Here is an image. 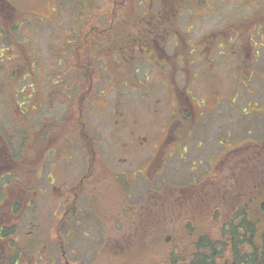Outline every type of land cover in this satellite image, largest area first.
<instances>
[{
  "label": "rangeland",
  "instance_id": "rangeland-1",
  "mask_svg": "<svg viewBox=\"0 0 264 264\" xmlns=\"http://www.w3.org/2000/svg\"><path fill=\"white\" fill-rule=\"evenodd\" d=\"M6 1L11 5L0 8V126L5 137L17 134L14 160L7 171L21 176L25 182L18 199L23 212L22 239L45 231L50 252L42 255V259L49 256L54 260L30 262L28 259L37 258V251L30 250V255L20 264H166L173 254L184 262L196 250L200 235L218 237L226 222L238 219L240 208L249 210L253 218L264 216L258 208L264 203V76L258 71L264 66V44L259 47L247 88L239 83L237 91L233 83L238 81L239 72L237 67L233 73L232 60L225 64L215 60L212 69L201 66V62L191 64L190 71L195 75L189 76V82L185 72L178 73L174 81L167 80L166 73L167 87L159 81L161 76L156 67L151 66L147 77L143 74L146 65L135 62L134 68L126 73L132 89L120 97L119 113H123L125 120L114 128L110 113H103L100 119V146L104 154L101 164L94 161L92 167L101 174L102 183L98 180L94 181L97 184L87 183L82 191L80 187L75 198L76 213L70 210L65 213L63 194L69 188L64 184L53 188L47 178L51 170L47 149L55 140L48 135L50 119L53 115L63 119V93L60 91V96L51 100V104L48 97L43 98L39 107L35 106L33 96H27L35 89L50 93L54 82L62 78L57 77L58 73L50 77L45 73L60 70L62 65H57L60 58L54 53L58 52L54 46H61L63 24L77 11L74 8L82 0ZM94 1L100 8H109L113 0ZM148 1L134 0V3L137 8L138 2L145 5ZM250 1L256 0H225L230 19L243 16L245 8L240 7ZM50 3L57 6L52 15L55 21L47 27L45 20L51 12ZM259 10L262 12L259 17L264 20V4ZM143 13V6L137 8V14ZM90 19L96 21L97 17L90 16ZM201 25L198 33L210 28L211 20L203 19ZM244 28L241 26V30ZM260 34L264 36L262 28L254 38L259 43ZM190 49L188 46L187 51ZM139 82L145 84L144 91ZM175 83L186 84L185 90L193 95L195 104L201 99L204 105H210L217 96L218 106L202 115L199 123H194L192 113L183 117L191 132L190 137L185 136V151L158 150L154 156L152 149L160 143L166 121L172 114L166 89L171 90ZM25 119L30 123L27 127L22 125ZM131 121L140 125L136 134L142 135L146 145L134 144L129 152L131 157L124 163L118 150L126 151L131 130L136 128ZM175 126L181 127L180 122ZM26 130L40 131L42 137H37L32 146L23 138ZM229 142L233 143L230 146L234 150L222 155L221 152H226L224 145ZM240 142H245L242 146L248 145V148L239 149ZM26 149L30 151L25 153ZM151 157H156L151 167L140 173L141 164L144 162L146 166V160ZM132 170V182L123 185L129 179L125 174L130 175ZM7 171L5 168L2 173ZM110 172L114 175L112 181ZM33 180H37L35 184ZM11 191V188L6 190L7 201L14 198ZM71 200L72 197L68 198ZM65 214L68 215L66 223L57 233L56 227L61 225ZM68 228L77 230V234H64ZM40 238H36V249L41 246Z\"/></svg>",
  "mask_w": 264,
  "mask_h": 264
},
{
  "label": "flooded vegetation",
  "instance_id": "flooded-vegetation-1",
  "mask_svg": "<svg viewBox=\"0 0 264 264\" xmlns=\"http://www.w3.org/2000/svg\"><path fill=\"white\" fill-rule=\"evenodd\" d=\"M258 3L257 0L250 1L245 7L241 6V9L245 8V14L233 20L230 19V13L226 10L225 0L216 2L215 0H149L145 5L138 2L137 8L144 7L143 14H137L134 0H113L109 8H100V4L95 3L94 0H82L77 9L74 8L77 13L71 14L63 24L64 34L61 46H54L58 50L54 53L60 58L57 65L62 66L57 72L45 73L48 77L58 73L57 77L62 76V78L54 82V88L50 93L35 89V91L31 90L27 96L28 98L33 96L37 103L35 106L39 107L42 105L43 98L48 97L51 104V100H56L60 96V91L63 93L61 99L65 107L63 119L59 120L55 115L50 119L51 130L48 135L55 140L50 149H47L51 168L47 178L53 188L55 185L61 187V184L69 188L66 194L62 193L66 202L65 213L67 210L68 213L69 210L73 214L76 213L75 198L80 187L82 191V187L87 188V183L97 184L94 182L96 180L102 183L101 174L94 172L92 167L94 161L101 164L102 154H104L100 146L102 139L99 130V123L102 121L100 119L103 113H110L114 128H118L125 120L123 113H119V103L124 91L132 89L130 82L127 81L126 73L134 68V63L146 65V72L143 74L147 77L152 71L151 66L156 67L161 76L159 81L167 87L166 78L174 81L175 76L182 72H185L186 81L189 82V76L195 75L190 71L191 64L201 62V66L207 65L212 69L215 60H220L224 64L232 60L234 61L233 73L237 67L239 72L238 81L233 83L234 87L242 83L247 88V83L252 77L253 64L258 59L259 47L264 44L263 34L259 35L260 43L254 40L258 29L264 30V20L259 17L262 13L259 7L264 4V1ZM53 4L50 3L51 12L49 18L45 20L47 27H50L51 21H55L52 15L56 12L57 5ZM8 5L11 4L6 0H0V8ZM94 10L96 12L93 13ZM185 15L188 17L184 18ZM90 16H96V21H92ZM203 19L211 20L210 28L198 33ZM241 26L245 28L241 30ZM194 36L197 37L195 41L191 38ZM52 37L59 36L52 35ZM188 46L191 48L189 51H187ZM195 57L198 58L196 61ZM258 71L264 76V66ZM166 73L169 75L167 74L165 78ZM138 84L144 91L145 84L142 82ZM146 86L148 87L147 84ZM185 87L186 84L183 86L175 83L171 90L166 89L172 114L166 121V128L158 143L159 148L157 144L155 149H152L154 156L157 155L158 150L169 149L171 152H179L183 149L185 151V136L190 137L191 132L190 126L183 121V117L187 118L192 113L194 123H199L202 115L218 106L217 96L210 101V105H204L205 101L201 99L195 104L193 95L186 92ZM143 94L145 95L146 92ZM177 121L180 122L181 127L176 128ZM129 123L136 128L131 130L126 151L121 148L118 150L121 161L124 163L129 160L127 157L130 156L129 152L132 151L131 147H134V144L146 145L141 140L142 135L136 134L140 125L133 121ZM3 130L0 129V139H2V143L0 142V200H2L0 203V264L25 262V257L30 255V250L37 251V258H31L28 261L35 262L39 259L42 262H54L49 256L44 261L42 259V255L50 252L46 247L49 240L45 237V231L41 233L42 236L22 239L20 226L23 212L19 207L18 199L21 198L22 184L25 182L21 176H14L7 171L10 162L14 160L13 144H16L17 134L11 133L5 137L6 133ZM37 137H42V132L26 130L23 135V138L27 139L28 144L32 146ZM57 139L60 140L57 141ZM231 144L233 143L229 142L227 146L224 145L226 152H221L222 155L234 150ZM239 144L242 146L245 142ZM247 148L248 145L239 149ZM29 151L26 149L25 153ZM115 156L117 158L118 154ZM155 158L146 160L148 161L147 164L145 162L146 166H143V162L138 171L144 173L148 167H151ZM140 160L142 161L143 158ZM5 168L7 172L2 173ZM133 170L129 172L130 175L125 174L129 176V179L123 185L132 182ZM109 174H112L110 175L112 181L114 175L112 172ZM5 176H9V179ZM37 177L39 178V175H36ZM36 181L33 180L32 184ZM7 188H11V193L14 194V198L9 201L5 198ZM70 197L72 200L68 201ZM93 201H95L94 197ZM52 213L55 216L56 210ZM72 213L68 215L73 216ZM67 214L63 216L61 225L56 227L57 233L66 223ZM76 232L77 230L68 228L64 234L75 235ZM38 237H41L39 240L41 246L36 249L34 244L37 243ZM58 242L60 243V240ZM31 255L34 257L33 253ZM64 262L68 261L65 259Z\"/></svg>",
  "mask_w": 264,
  "mask_h": 264
},
{
  "label": "trees",
  "instance_id": "trees-1",
  "mask_svg": "<svg viewBox=\"0 0 264 264\" xmlns=\"http://www.w3.org/2000/svg\"><path fill=\"white\" fill-rule=\"evenodd\" d=\"M28 123L25 119L22 125ZM258 208L264 213V203ZM240 210L238 219L226 222L218 237L200 235L196 250L184 262L173 254L166 264H264V216L253 218L246 208Z\"/></svg>",
  "mask_w": 264,
  "mask_h": 264
}]
</instances>
